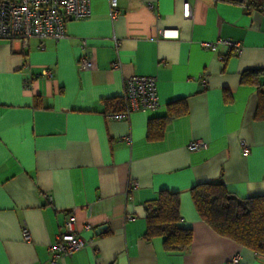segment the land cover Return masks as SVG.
Wrapping results in <instances>:
<instances>
[{"label": "crops", "instance_id": "crops-1", "mask_svg": "<svg viewBox=\"0 0 264 264\" xmlns=\"http://www.w3.org/2000/svg\"><path fill=\"white\" fill-rule=\"evenodd\" d=\"M183 1L117 0L110 19L108 1L91 0L59 41L0 39V264H49L48 245L70 212L90 244L56 264H230L235 253L237 264H264L216 234L189 192L220 180L239 197L264 195V8L187 0L185 17ZM219 38L242 52L201 44ZM85 53L94 66L83 71ZM133 75L155 77L157 106L110 117L106 100ZM194 140L205 146L189 149ZM129 181L136 188L127 192ZM160 190L178 194V225L192 231L184 252L144 236L147 203Z\"/></svg>", "mask_w": 264, "mask_h": 264}, {"label": "built area", "instance_id": "built-area-1", "mask_svg": "<svg viewBox=\"0 0 264 264\" xmlns=\"http://www.w3.org/2000/svg\"><path fill=\"white\" fill-rule=\"evenodd\" d=\"M109 5L110 19L116 18L117 0H107ZM91 0H0V39H19L23 44L27 43L30 37H37L39 40L52 38L61 40L66 34V22L69 19L80 20L89 14ZM247 7V3H243ZM151 7V5H148ZM183 16L191 15V6L187 0L182 3ZM158 35L169 37L167 30L160 29ZM117 46L119 43L114 41ZM85 43L83 42V45ZM203 46L211 51H216L218 45L226 46L234 54H240L243 45L237 40L215 39L204 41ZM42 45L41 43L39 44ZM77 65L80 70L93 68V56L85 53L79 56ZM115 67L117 63L113 64ZM51 76L49 70L45 71ZM125 108L122 111L111 113L112 118L120 119L126 117L131 111H147L158 104L156 92V79L153 76L133 75L125 80L124 89L121 95ZM239 145L243 155L248 154V145L240 140ZM205 146V142L194 140L188 144L191 150ZM136 188L135 181H129L127 192ZM23 239L29 240L28 231L22 229ZM90 243L80 237L76 229V217L73 212L66 215L55 241L48 245L50 254L49 264H56L61 256H68L75 251L84 248ZM239 254L235 253L230 258V264H237Z\"/></svg>", "mask_w": 264, "mask_h": 264}, {"label": "trees", "instance_id": "trees-1", "mask_svg": "<svg viewBox=\"0 0 264 264\" xmlns=\"http://www.w3.org/2000/svg\"><path fill=\"white\" fill-rule=\"evenodd\" d=\"M231 1L247 3V8H264V0ZM257 72L247 71L246 74L254 76ZM262 100L264 96L261 97V102ZM106 101L107 111L110 113L125 108L122 97H113ZM182 111L184 108L180 107L174 110L173 114ZM257 115L264 117V112L259 111ZM159 121L162 122L159 129L161 131L164 121ZM189 192L199 217L216 234L232 240L258 256H264V195L239 197L228 191L220 180L196 184ZM145 210L146 239L161 237L163 248L167 251L187 250L191 243L192 231L178 225L179 197L176 192L160 190L157 197L147 203Z\"/></svg>", "mask_w": 264, "mask_h": 264}, {"label": "water", "instance_id": "water-1", "mask_svg": "<svg viewBox=\"0 0 264 264\" xmlns=\"http://www.w3.org/2000/svg\"><path fill=\"white\" fill-rule=\"evenodd\" d=\"M238 1H241V0H238Z\"/></svg>", "mask_w": 264, "mask_h": 264}]
</instances>
